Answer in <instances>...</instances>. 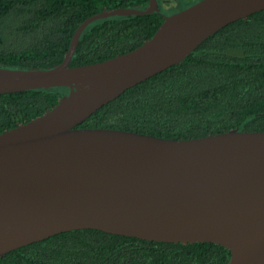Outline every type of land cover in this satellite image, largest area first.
Returning <instances> with one entry per match:
<instances>
[{
    "label": "water",
    "instance_id": "1",
    "mask_svg": "<svg viewBox=\"0 0 264 264\" xmlns=\"http://www.w3.org/2000/svg\"><path fill=\"white\" fill-rule=\"evenodd\" d=\"M263 10L264 0H201L165 16L138 48L71 66L90 24L160 11L159 0H150L145 10H105L85 20L54 68L0 67V94L69 88L49 112L0 134V257L96 229L156 242H213L231 251L229 264H264V131L170 139L78 127L225 26Z\"/></svg>",
    "mask_w": 264,
    "mask_h": 264
},
{
    "label": "trees",
    "instance_id": "2",
    "mask_svg": "<svg viewBox=\"0 0 264 264\" xmlns=\"http://www.w3.org/2000/svg\"><path fill=\"white\" fill-rule=\"evenodd\" d=\"M149 3L0 0V67L54 68L65 60L85 20L105 10H145ZM164 21L161 8L97 20L82 33L71 66L130 52L152 38ZM68 92L51 88L0 94V134L49 112ZM78 127L170 139L234 129L264 131V10L225 26L181 63L127 89ZM230 259L231 251L213 242H156L81 229L9 252L0 264H229Z\"/></svg>",
    "mask_w": 264,
    "mask_h": 264
},
{
    "label": "rangeland",
    "instance_id": "3",
    "mask_svg": "<svg viewBox=\"0 0 264 264\" xmlns=\"http://www.w3.org/2000/svg\"><path fill=\"white\" fill-rule=\"evenodd\" d=\"M201 0H161L160 8L163 9L165 16H170L177 12H180V9H186L190 5H194Z\"/></svg>",
    "mask_w": 264,
    "mask_h": 264
}]
</instances>
